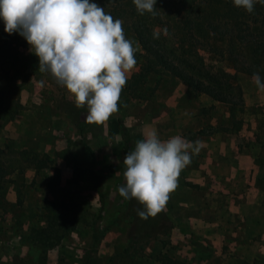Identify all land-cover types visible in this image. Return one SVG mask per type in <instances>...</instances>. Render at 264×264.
Listing matches in <instances>:
<instances>
[{
	"label": "rangeland",
	"instance_id": "374dc122",
	"mask_svg": "<svg viewBox=\"0 0 264 264\" xmlns=\"http://www.w3.org/2000/svg\"><path fill=\"white\" fill-rule=\"evenodd\" d=\"M91 2L123 21L125 38L136 49V66L122 90L118 111L100 125L86 123L87 106L76 107L64 87L49 73H41L38 58L27 41L18 32L5 33L0 20V38L8 40L26 58V68L20 66L19 72L15 67L0 66L4 105L18 104L15 119L0 123V264H81L90 226L94 222L100 228L109 225L125 200L118 191L126 183L118 119L129 131L132 126H144L146 133L145 127L153 119L166 117L167 113L185 129L195 122L204 134L214 129L234 132L239 126L243 133L245 129L248 132L242 136L241 145L249 147L253 141L258 148L255 161H264V91L252 79L259 74L264 82V3H254V10L248 13L235 7L232 0H206L199 4V20L190 34L182 29L181 8L189 4H182L181 0H156L155 12L143 15L132 0ZM140 22L149 26L177 57L216 76L222 85L217 90L230 104L215 102L203 94L194 95L179 79L163 71L149 75L136 86L131 77L139 72L145 53L129 29ZM168 59L177 63L171 56ZM40 81L44 82L43 87ZM174 95H178L176 100ZM160 127L164 128V122H160ZM86 148L92 150L95 170L104 179L103 205L85 168L76 164L89 160ZM34 157L47 161L48 167L36 170ZM49 202L73 205L81 215L76 230L51 249L30 239L33 228L45 225ZM128 219L113 224L92 251V257L100 264L127 245ZM170 234L168 239L164 236L144 240L143 250L118 259L117 264H151L159 253H167L182 264H197L192 262L200 255L189 260L183 248L172 244ZM160 241L166 242L165 248H161ZM226 249L222 252L228 253Z\"/></svg>",
	"mask_w": 264,
	"mask_h": 264
},
{
	"label": "clouds",
	"instance_id": "9594fccd",
	"mask_svg": "<svg viewBox=\"0 0 264 264\" xmlns=\"http://www.w3.org/2000/svg\"><path fill=\"white\" fill-rule=\"evenodd\" d=\"M132 2L141 15L156 10V0ZM232 2L251 13L254 3L264 0ZM0 20L5 33L18 32L27 41L41 73H49L64 87L76 107L87 106L86 123L103 124L118 111L120 95L136 66V49L125 38L123 21L91 0H0ZM252 79L264 91L260 75ZM201 143L180 135L162 141L155 130L148 132L123 158L126 183L119 195L143 206L137 213L141 219L156 216L191 163L190 153H198Z\"/></svg>",
	"mask_w": 264,
	"mask_h": 264
},
{
	"label": "crops",
	"instance_id": "0c3cea01",
	"mask_svg": "<svg viewBox=\"0 0 264 264\" xmlns=\"http://www.w3.org/2000/svg\"><path fill=\"white\" fill-rule=\"evenodd\" d=\"M172 97L176 100L178 95ZM165 116L153 119L147 131L155 130L162 141L180 135L202 142L198 153H190L191 163L180 173L178 187L163 209L172 223L170 241L183 248L189 260L200 255L192 263L263 264L264 161H255L257 144L241 145L246 129L244 133L242 128L214 129L204 134L195 122L185 129L168 113ZM143 127L132 126L129 131L136 144L147 134ZM222 246L228 253L222 252Z\"/></svg>",
	"mask_w": 264,
	"mask_h": 264
},
{
	"label": "trees",
	"instance_id": "16d2710c",
	"mask_svg": "<svg viewBox=\"0 0 264 264\" xmlns=\"http://www.w3.org/2000/svg\"><path fill=\"white\" fill-rule=\"evenodd\" d=\"M183 9L182 29L191 34V30L195 29L199 20V11L202 5L201 3L206 0H181ZM131 13H134L133 11ZM198 18V19H197ZM132 33L135 35L138 43L145 53L144 63L138 73L132 75V82L137 86L143 84L149 75L163 71L175 78L179 79L185 84L189 92L194 95H206L215 102L230 104L224 96L218 92L217 88L222 86L216 76L211 75L207 71L199 69L193 63L187 60L177 57L173 50H168L159 41L156 33L140 22L138 25L130 27ZM188 54V53H186ZM189 55H193L190 54ZM171 56L177 63H171L168 59ZM20 64V65H19ZM22 64V65H21ZM0 66L15 67L19 72L21 67L26 68V58L8 42L6 39L0 38ZM228 77L233 75L227 74ZM240 94V90L237 89ZM18 104H12L9 106L4 105L2 92L0 91V123L8 122L18 115ZM230 113H233V108H230ZM119 135L122 141V151L124 155L127 152L134 150L135 143L131 139L129 130L124 125L121 119H118ZM239 126L235 127V131H238ZM89 154L88 161H78V168H85L89 180L93 184L96 193L99 196L100 204L103 205V183L104 179L95 170V158L92 150L86 148ZM33 165L36 170H40L48 167L47 161L39 160L34 157ZM2 186L0 185V190ZM143 210V206L135 199H125L119 212L114 220L107 226L100 228L97 222H94L90 226V238L86 247L85 254L81 261V264H100L92 257V251L100 244L105 233L110 230L113 224L123 221L126 218L128 232L127 245L118 254L109 257L103 264H117L118 259L130 257L133 253L143 250L142 244L150 239H158L160 237L169 238L170 231L172 229V223L162 210L154 217H148L147 219H141L138 216V212ZM100 216L98 215V218ZM81 221V215L77 208L67 203L49 202L45 207L44 223L41 228H33L30 231V239L33 243L41 245L47 249H51L57 246L66 236L74 232ZM145 240V241H144ZM166 240V239H164ZM144 241V242H143ZM161 248L166 247L165 241H160ZM145 247V246H144ZM156 260L160 264H182L177 259L169 257L167 253H159Z\"/></svg>",
	"mask_w": 264,
	"mask_h": 264
}]
</instances>
